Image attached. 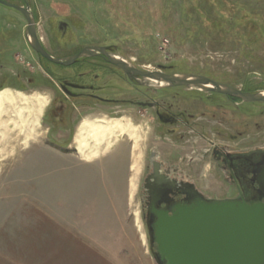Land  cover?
Listing matches in <instances>:
<instances>
[{
    "label": "rangeland",
    "instance_id": "1",
    "mask_svg": "<svg viewBox=\"0 0 264 264\" xmlns=\"http://www.w3.org/2000/svg\"><path fill=\"white\" fill-rule=\"evenodd\" d=\"M6 1L28 6L39 36L53 52L61 55L67 56L85 44L110 45L113 54L140 69L162 68L167 73L203 75L223 84L264 92V0ZM60 23L68 27L63 32L58 29ZM26 27L27 22L17 9L0 3V41L12 48L10 59L6 61L11 62L16 55L29 70L31 65H36L39 56L31 50L29 43L25 49L21 47L19 37L24 39ZM106 67V95L127 102L117 107L102 106L106 111L100 114L92 110L83 112L75 134L80 122L87 117H122L139 134L138 149L134 150L129 133H125L108 152L89 162L74 151L75 134L68 139V134L46 133V127L28 147L41 146L42 161L50 162L54 157L60 165H105L106 161H112V176L121 177L125 183V218L118 227L111 228L117 233L106 236L107 250L101 251L100 255L106 256L107 260L100 261L97 257L100 255L95 251L90 253L96 257L89 255L86 249L90 242H96V235L82 234L86 228L83 220L76 217L80 214L74 213L75 218H67L68 213L73 214L72 206L59 192L54 204L49 202L51 207L52 204L55 206L58 219L46 217L49 214L44 213L41 234L36 238L35 235L19 234L24 230L19 228V211H11L10 221L6 219L9 215L4 219L0 212V264H157L148 242L150 235L144 217L142 220L140 214L138 221L135 216V211H141V188H137L133 200L129 199L131 166L138 152L139 180L149 169L151 150L155 149L156 156L163 160L173 159L172 154L184 156L183 174L195 180L197 185H194L210 198H237L229 192V184L222 178L225 175L222 168L211 157L204 158V152L212 146L210 140L217 142L219 147L238 152L263 146L264 102H240L195 88L141 85L127 81L120 71L115 74L109 65ZM110 73H114L112 79ZM5 88L12 89L4 86L0 90ZM157 103L179 114V121L176 120L174 125L163 124L155 113ZM15 133L12 131L15 138L7 148L16 153L6 155L7 161L8 158L15 161L17 152L23 147V136H15ZM168 134H185V139ZM53 139L63 140L65 145L70 143L74 152L66 153L52 147L48 140ZM4 151L0 150V158L4 157ZM172 161L177 163L176 158ZM30 229L34 231L35 228ZM35 242L43 249L33 250Z\"/></svg>",
    "mask_w": 264,
    "mask_h": 264
},
{
    "label": "flooded vegetation",
    "instance_id": "2",
    "mask_svg": "<svg viewBox=\"0 0 264 264\" xmlns=\"http://www.w3.org/2000/svg\"><path fill=\"white\" fill-rule=\"evenodd\" d=\"M67 28L68 27L64 23H60L58 25V29L61 32L65 31ZM27 37V30L24 34V39L21 38V36L19 37V42L22 43V49H25L24 46L26 43H29L31 50L39 56L38 60H36V65H31L29 70L27 69L26 65L23 64L25 62H21L16 55L13 57L14 60L11 62L6 61L7 59H10L9 54L12 48L8 44L3 43V41H0V89L4 86H10L15 91H31L33 93L38 92L45 94L50 98V102L45 114L41 118L40 131L38 134H42V128L46 127L45 131L48 134H68V139H72L73 134H75V127L79 116L83 112H89L92 110L93 112L100 114L101 112L106 111V108L102 106L109 104L111 106L117 107L122 106L125 102H127L126 99L111 96L108 97L106 95V66L109 65L111 68H113L115 74L117 71L122 72L125 76L126 74L122 69L108 62L102 53L99 52L96 55L83 54L80 57H77L70 65L57 64L42 57L38 52H36L30 44V39L28 40ZM38 37L41 44L48 51V53L56 58H66L77 55L81 53L86 47L107 48V51L113 54L110 45L85 44L77 51L67 56L61 55L59 52H53L52 49L48 47L47 43H44L39 34ZM10 68L14 69L12 73L11 70H9ZM114 73H110V77ZM126 78L127 81L137 83V81L129 79L127 76ZM245 87L248 86L246 85ZM239 89L252 93L256 90L255 89L251 91L250 88L248 90L245 89L244 86ZM197 90L204 91L200 89ZM207 92L223 95L229 99L240 102H264H248L237 97L228 96L214 91ZM155 107L157 118L163 124L174 125L176 120L179 121V114L172 112L171 109L167 108L164 104L160 105L157 103ZM168 135L175 138L177 137L179 139H185V134ZM201 137H206V135L201 134ZM48 141L54 147L65 150L66 153H72L76 151V148H74V151L72 150L70 143L65 145V141L63 140L53 139ZM210 142L212 146L205 150L203 157H211L216 165L222 168L225 174L222 178L229 184V192L233 194L232 196L248 201H264V145L249 152H238L229 148L219 147L218 143L214 142V140H210ZM15 149L16 147L14 150ZM23 149H25L24 146L19 149V152H21ZM5 150L7 154H9L11 148L8 147ZM19 152L17 153L19 154ZM156 152L157 151L155 149H153V151L151 150L150 166L145 172L142 181L143 184L144 179L149 176L151 177V185L150 183L147 185V187L150 186L149 189H142L141 185L142 215L146 223L148 235L154 232L152 225L158 220L157 211L162 209L170 211L178 203L197 201L199 199V196L195 195L193 190L186 189L188 182H192L193 184L195 183V185L197 184L195 180L190 179L183 174V170H185L184 156L176 157V154H172L171 157L173 159L163 160L159 157V155L156 156ZM12 153L15 154L16 152H11L10 155ZM153 153L155 154L152 155ZM175 158L177 163L172 161L175 160ZM153 161L156 162L154 163ZM153 247H155V244Z\"/></svg>",
    "mask_w": 264,
    "mask_h": 264
},
{
    "label": "water",
    "instance_id": "3",
    "mask_svg": "<svg viewBox=\"0 0 264 264\" xmlns=\"http://www.w3.org/2000/svg\"><path fill=\"white\" fill-rule=\"evenodd\" d=\"M0 3L24 15L32 48L53 63L70 65L83 54L100 52L108 62L122 69L129 79L141 85H150L148 81L157 79L170 86L214 91L248 102L264 101V92L243 91L207 76L167 73L162 68L155 71L137 68L116 58L107 48L86 47L74 56L53 57L39 40L30 9L5 0H0ZM148 177L144 179L142 189H149L147 185L151 177ZM186 189L193 190L199 199L178 203L170 211H157L158 220L152 225L154 232L150 233L151 252L157 264H264V201L210 198L192 182L187 183Z\"/></svg>",
    "mask_w": 264,
    "mask_h": 264
},
{
    "label": "crops",
    "instance_id": "4",
    "mask_svg": "<svg viewBox=\"0 0 264 264\" xmlns=\"http://www.w3.org/2000/svg\"><path fill=\"white\" fill-rule=\"evenodd\" d=\"M23 150L15 161H9L10 158L6 160V155L11 152H4V157L0 158L5 159L0 162V212L4 214V219L9 215L6 219L10 221L11 211H19V228L24 229L19 234L26 237L35 235L36 238L41 234L44 213L49 214L46 217L58 219L53 204L60 192L66 196L68 205L72 206L73 214L68 213L67 218H75L74 213L80 214L76 217L83 220L82 224L86 228L82 234L96 235V242H90L86 249L89 255L96 257L90 251L100 255L101 251L107 250L106 236L117 233L111 228L118 227L119 222L125 218V183L121 177L112 176V161H106L105 165H60L54 157L50 162H43L41 146H27ZM49 202L53 203L52 207ZM32 227L34 231L30 229ZM34 245L33 250L43 249L37 247L36 242ZM97 257L100 261L107 260L104 255Z\"/></svg>",
    "mask_w": 264,
    "mask_h": 264
},
{
    "label": "bare ground",
    "instance_id": "5",
    "mask_svg": "<svg viewBox=\"0 0 264 264\" xmlns=\"http://www.w3.org/2000/svg\"><path fill=\"white\" fill-rule=\"evenodd\" d=\"M116 58L125 60L119 55H116ZM158 69L147 70L155 71ZM148 82L156 88L170 86L164 80L152 79ZM49 102L50 98L41 93L28 95L11 88L0 90V150L6 149L14 140L15 137L11 135L12 131L16 132L15 136H23L21 144L24 147H27L31 140H36V137L41 135L38 134L40 121ZM135 131L134 126L129 121L125 122L122 117L113 118L105 115L97 118L87 117L80 122L77 128L74 145L78 155L83 160L90 162L108 152L125 133H129L128 136L133 142L134 150H137L140 137ZM131 170L133 175L129 180V199L133 200L137 188H141L146 172L143 173L141 180H139L141 171L140 152L134 158ZM140 214L143 220L142 204L141 211H135L138 221ZM138 227L141 229L140 225ZM142 235L145 238V234L142 233Z\"/></svg>",
    "mask_w": 264,
    "mask_h": 264
},
{
    "label": "trees",
    "instance_id": "6",
    "mask_svg": "<svg viewBox=\"0 0 264 264\" xmlns=\"http://www.w3.org/2000/svg\"><path fill=\"white\" fill-rule=\"evenodd\" d=\"M248 87H249V86H248ZM247 89L249 90V88H247ZM250 90L252 91V90H254V89H251V88H250Z\"/></svg>",
    "mask_w": 264,
    "mask_h": 264
}]
</instances>
